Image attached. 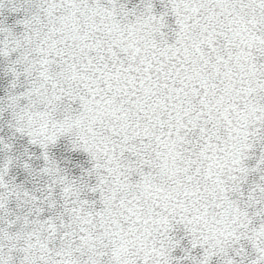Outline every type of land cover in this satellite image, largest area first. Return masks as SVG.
Segmentation results:
<instances>
[{
	"label": "snow or ice",
	"instance_id": "obj_1",
	"mask_svg": "<svg viewBox=\"0 0 264 264\" xmlns=\"http://www.w3.org/2000/svg\"><path fill=\"white\" fill-rule=\"evenodd\" d=\"M0 264H264V0H0Z\"/></svg>",
	"mask_w": 264,
	"mask_h": 264
}]
</instances>
